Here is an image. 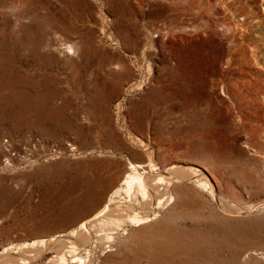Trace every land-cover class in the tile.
<instances>
[{
    "label": "rangeland",
    "instance_id": "374dc122",
    "mask_svg": "<svg viewBox=\"0 0 264 264\" xmlns=\"http://www.w3.org/2000/svg\"><path fill=\"white\" fill-rule=\"evenodd\" d=\"M1 137L0 264H74L55 238L128 198L130 162L214 190L172 182L93 264H264V0H0Z\"/></svg>",
    "mask_w": 264,
    "mask_h": 264
},
{
    "label": "bare ground",
    "instance_id": "6f19581e",
    "mask_svg": "<svg viewBox=\"0 0 264 264\" xmlns=\"http://www.w3.org/2000/svg\"><path fill=\"white\" fill-rule=\"evenodd\" d=\"M129 164H130L129 167L131 169L130 170L131 172L128 173L125 178L126 193L128 195V198L124 200H122V198L118 199L114 193L109 198V200L106 203H104L102 206H100L98 210H96L92 215H90L89 217L86 216L87 218H85L80 223L77 229H72L69 232V234L59 235V237L55 238L56 241H58L57 246L60 250L65 248V246H67L69 252L74 254V256H72L73 257L72 262L74 264H93L94 261L92 262V253L95 251L96 247L98 246L99 241L102 238H104L108 242H112V240H114L112 236L113 233L107 231V229H109L110 226L112 227L114 226L116 229V228H121L122 225L125 223H129L131 226H134L136 228L135 231L137 230L139 232L140 230H142L143 227L145 228L146 224L148 225L149 223L155 222L158 219H160L159 217H161L160 216L161 210L168 209L172 204L171 200L175 199V197L180 193V190L175 188V186L173 188L169 187L171 184H173L172 182L175 181L176 183L180 180L195 179L198 187H200L202 190L207 188H210V191L214 190L213 189L214 187L212 188V185L210 186L211 181L208 180V177L206 178V175L205 177H203L201 171L195 167H189V166L173 167L174 169L172 170V172L167 173V175H169L168 177L166 176L165 171H164L165 173L155 172L156 168L155 167L153 168L154 164H149L152 173L145 170H143L144 172H139L138 167L140 168L141 166H143L140 163L137 164L135 162L134 163L130 162ZM177 197L178 198H176L175 200H178L180 196ZM181 203L182 204L179 203L180 204L179 206H181L180 208L183 207L185 208L184 206L185 204H183L184 202ZM176 206H177L176 203L173 204L168 209V211L171 210L172 208H176ZM222 209H224L225 213L228 214H240V212H242L238 209H233L226 205H224ZM168 214L169 213H164L162 218L166 217ZM175 215L173 217H176ZM170 218L172 217L170 216L168 220H170ZM128 233L129 232H126L124 234H128ZM141 234L140 236L144 237L143 236L144 234L143 235ZM140 236L138 237L137 235L136 239L140 238ZM132 239H134V237ZM45 242H46L45 240H40L38 242L36 241L37 244L38 243L45 244ZM108 246L112 247L113 243H110V245ZM82 251L83 253H81ZM64 260L65 257L63 254H61L60 262L63 263ZM100 260L101 259H99L100 263L98 264H108L105 261V259H103V261Z\"/></svg>",
    "mask_w": 264,
    "mask_h": 264
},
{
    "label": "built area",
    "instance_id": "2783aa9c",
    "mask_svg": "<svg viewBox=\"0 0 264 264\" xmlns=\"http://www.w3.org/2000/svg\"><path fill=\"white\" fill-rule=\"evenodd\" d=\"M0 141H1V143H3V145L5 146V148H6V150L8 151V153H9V155H8V158L6 159V160H10L11 158H9V157H11V155H13L14 154V151H12V147H11V145H10V143H9V140L6 138V137H1L0 138Z\"/></svg>",
    "mask_w": 264,
    "mask_h": 264
}]
</instances>
